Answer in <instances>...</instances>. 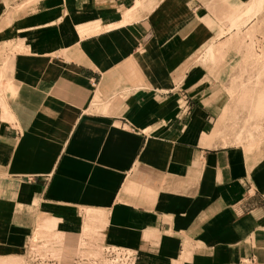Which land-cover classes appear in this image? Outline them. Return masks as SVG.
<instances>
[{"label": "crops", "instance_id": "1", "mask_svg": "<svg viewBox=\"0 0 264 264\" xmlns=\"http://www.w3.org/2000/svg\"><path fill=\"white\" fill-rule=\"evenodd\" d=\"M44 220L264 264V0H0V253Z\"/></svg>", "mask_w": 264, "mask_h": 264}, {"label": "rangeland", "instance_id": "2", "mask_svg": "<svg viewBox=\"0 0 264 264\" xmlns=\"http://www.w3.org/2000/svg\"><path fill=\"white\" fill-rule=\"evenodd\" d=\"M238 26L240 25L237 24L236 27ZM259 43L260 41H257L256 45L253 46H260ZM242 44L243 41L241 39L240 46H243ZM53 229V222L49 220L39 222L37 230H34L32 236L28 238V242L22 249L6 254L0 253V264H27L31 251H37L40 255L58 259L60 262L65 263L79 252L80 243L82 242L81 236L68 237ZM88 248L91 247L88 245ZM113 264L115 263L113 262Z\"/></svg>", "mask_w": 264, "mask_h": 264}, {"label": "built area", "instance_id": "3", "mask_svg": "<svg viewBox=\"0 0 264 264\" xmlns=\"http://www.w3.org/2000/svg\"><path fill=\"white\" fill-rule=\"evenodd\" d=\"M79 252L68 261L60 262L48 256L40 255L37 251H31L27 264H133V252L121 246L108 245L104 243L81 242ZM88 245L91 248H88ZM99 247V248H98ZM98 248V249H97ZM98 250V251H95Z\"/></svg>", "mask_w": 264, "mask_h": 264}]
</instances>
